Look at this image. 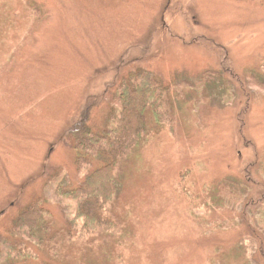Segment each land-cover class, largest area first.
<instances>
[{
	"label": "rangeland",
	"instance_id": "rangeland-1",
	"mask_svg": "<svg viewBox=\"0 0 264 264\" xmlns=\"http://www.w3.org/2000/svg\"><path fill=\"white\" fill-rule=\"evenodd\" d=\"M129 86L157 115L81 239L99 165L72 128L110 130ZM34 204L39 246L10 234ZM0 244V264H264V0H0Z\"/></svg>",
	"mask_w": 264,
	"mask_h": 264
},
{
	"label": "trees",
	"instance_id": "trees-1",
	"mask_svg": "<svg viewBox=\"0 0 264 264\" xmlns=\"http://www.w3.org/2000/svg\"><path fill=\"white\" fill-rule=\"evenodd\" d=\"M130 88L129 86L128 91L124 89V93L119 97V110L110 130L95 133L88 126V119L83 118L72 128L71 137L76 162L99 165L84 177L83 187L75 197L79 196L76 218L83 221L79 235L81 239L95 235L102 230L103 222L99 210L112 199V183L119 159L137 146L143 137V110L150 106L153 116L157 115L156 103L159 98H155L149 104L153 95L155 96V92H152L155 90L145 88L140 91L141 86H134L130 91ZM48 218L49 215L46 216L39 205H30L16 217L10 228V234L15 240L20 238V235L31 240L35 239L33 243L39 246L40 238H36V234L39 229L41 232L46 229V222L49 223ZM12 249L18 250L13 256V258L16 257L15 259L17 257L31 259L35 253L34 246H32L33 250L26 255H21L22 250L18 247ZM10 256V254L6 255L7 258ZM2 259L3 251L0 244V261L3 263Z\"/></svg>",
	"mask_w": 264,
	"mask_h": 264
}]
</instances>
